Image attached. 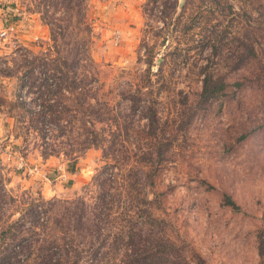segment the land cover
Masks as SVG:
<instances>
[{
	"label": "rangeland",
	"instance_id": "374dc122",
	"mask_svg": "<svg viewBox=\"0 0 264 264\" xmlns=\"http://www.w3.org/2000/svg\"><path fill=\"white\" fill-rule=\"evenodd\" d=\"M199 73L223 92L200 100ZM80 97L111 109L107 156L76 145ZM117 165L169 264H264V0H0V264H41L74 214L106 216L95 186ZM122 226L98 242H126Z\"/></svg>",
	"mask_w": 264,
	"mask_h": 264
},
{
	"label": "trees",
	"instance_id": "16d2710c",
	"mask_svg": "<svg viewBox=\"0 0 264 264\" xmlns=\"http://www.w3.org/2000/svg\"><path fill=\"white\" fill-rule=\"evenodd\" d=\"M52 40L54 41L55 37L52 38ZM247 51L253 53V56L256 55L253 46H250ZM77 55L79 58H81L80 53H78ZM44 57H48V54H44ZM84 60H87V58L84 57L82 61ZM242 60H244L243 56ZM62 63L66 64V62H61L59 65H53L54 70L61 74L60 76H55V79L57 80L55 86H58L59 88L66 79V74L63 71L64 69L63 67H61ZM200 76L201 85L200 91L197 94L200 100L208 101L217 97L220 93L223 92L226 83L222 81L220 77H217L216 75H213L211 73H204V75ZM57 95L59 94L54 92H51L50 94L49 91L48 93H46V96L45 93L42 94V96L45 97L49 96L47 98V101L54 100V102L56 100H61L57 99ZM86 103H88V101L86 102V99H84V97H80L77 102L78 117H74V119L79 125L76 126L77 128H79V137H77L76 139V145H79L80 148H85L82 150L89 149L90 147L101 148L103 154L107 156V154H109L110 152L106 151V147L109 148L110 143L112 142V144H115V141L112 139H107L105 131L102 129H107L108 132V126H111L112 124L113 120L110 119L111 109L98 108L94 110L93 108L92 111V108L88 109L85 107ZM48 110L50 113L55 114L53 108H49ZM150 113L154 115L155 111L151 107H148L146 109L145 117L151 118L153 115H151ZM114 114L117 115V111L114 112ZM44 115L45 112H43V114L35 116L44 118ZM39 117L36 118L40 119ZM55 119L61 122L63 120V122L68 123V121L61 116H55ZM95 123L102 124L103 128L101 127L100 129H98V131H96L94 128L88 129V127L86 126L87 124L93 126ZM116 126L118 125L116 124ZM113 135L114 137L116 136L115 132H113ZM155 135L156 132L148 133L147 136L149 137L147 138L153 137ZM114 139H116V137ZM157 155L161 156L162 151H157ZM116 167L118 169L117 174H115L112 170L109 171V173H106L107 178L97 180L95 186L98 189L101 188V190L106 195L103 200H99L97 204H94L93 208L98 209L96 211H98L99 213L105 212L106 216L99 218L97 221H94V219L92 218L87 220L88 218H85L86 214L84 213L74 214V217H72L73 224L71 223L69 228L61 227L62 231H60V233L62 234V236L57 237L48 243L49 250L46 251V255L45 257H43L44 259L42 260L41 264H113L114 261H110V259L107 258V254L111 249L120 250V245L123 246V253L116 264H169L168 256L170 255V245L162 244V240H160L154 245L149 246L148 240L146 242L145 238L142 239L139 237L138 231H140V225L142 224V222L138 221L139 219L137 213H140L139 208L142 205L148 204V201L139 198L136 195L132 196L128 193L126 188L134 190L137 194L141 186L140 184L136 185L135 183H127L123 178L122 167L119 168L118 165ZM121 170L122 174H119ZM106 171L107 170L103 168L98 175L101 176V174ZM150 182L151 181H149V184H151ZM83 205L84 212L86 211V208L89 207V205L86 203H83ZM121 208H124L127 214V220H123V222L126 224L123 226L117 221H111L110 219L112 213L114 211H119ZM90 211L91 215H93V211ZM119 226H122L121 229H119V234L125 233V235L127 236L128 240L126 242L122 241V237L118 238L120 242H118L117 244H108V242L105 240L98 242L97 238L99 233L109 238L111 228H119ZM262 236L264 239V218ZM53 248H57L56 256H54V252H52ZM82 253L84 254L85 258L84 256H82Z\"/></svg>",
	"mask_w": 264,
	"mask_h": 264
},
{
	"label": "built area",
	"instance_id": "2783aa9c",
	"mask_svg": "<svg viewBox=\"0 0 264 264\" xmlns=\"http://www.w3.org/2000/svg\"><path fill=\"white\" fill-rule=\"evenodd\" d=\"M12 30H13V26H9L5 28L4 31L1 32V36H6L7 32Z\"/></svg>",
	"mask_w": 264,
	"mask_h": 264
}]
</instances>
